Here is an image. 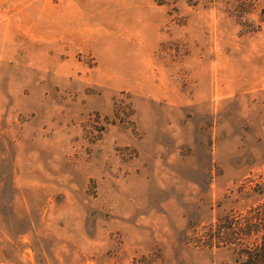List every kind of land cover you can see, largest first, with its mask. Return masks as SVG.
<instances>
[{
  "label": "rangeland",
  "instance_id": "374dc122",
  "mask_svg": "<svg viewBox=\"0 0 264 264\" xmlns=\"http://www.w3.org/2000/svg\"><path fill=\"white\" fill-rule=\"evenodd\" d=\"M263 9L0 0V264H237L208 230L264 201Z\"/></svg>",
  "mask_w": 264,
  "mask_h": 264
},
{
  "label": "trees",
  "instance_id": "16d2710c",
  "mask_svg": "<svg viewBox=\"0 0 264 264\" xmlns=\"http://www.w3.org/2000/svg\"><path fill=\"white\" fill-rule=\"evenodd\" d=\"M262 16L264 20V9ZM208 236L214 239V248L229 249L235 263L264 264V201L244 213L228 212L218 217Z\"/></svg>",
  "mask_w": 264,
  "mask_h": 264
}]
</instances>
